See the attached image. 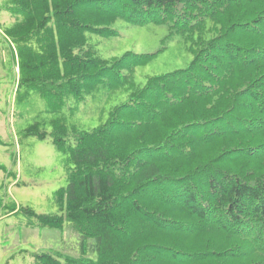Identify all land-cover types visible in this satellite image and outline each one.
I'll return each mask as SVG.
<instances>
[{"label": "trees", "instance_id": "obj_1", "mask_svg": "<svg viewBox=\"0 0 264 264\" xmlns=\"http://www.w3.org/2000/svg\"><path fill=\"white\" fill-rule=\"evenodd\" d=\"M13 19L16 100L33 92L48 113L98 86L128 99L92 131L50 121L71 165L54 194L63 215L26 208V225L79 236V256L36 264H264V0H2ZM167 25L193 55L189 67L132 74L155 55L105 60L88 35L112 25ZM22 90V91H21ZM24 133L44 140L40 123ZM22 211V209H19ZM95 258L88 257V252Z\"/></svg>", "mask_w": 264, "mask_h": 264}, {"label": "rangeland", "instance_id": "obj_2", "mask_svg": "<svg viewBox=\"0 0 264 264\" xmlns=\"http://www.w3.org/2000/svg\"><path fill=\"white\" fill-rule=\"evenodd\" d=\"M0 0V6H1ZM14 19L0 9V264H36L35 255L51 254L63 262L65 256H79V236L64 221L62 230L26 225V208L37 215H63L54 194L68 185L71 165L57 151L49 133L50 121L62 116L68 125L92 131L103 124L109 112L125 103V88L98 86L82 104L74 106L67 100L59 113H48L45 103L33 92L16 100L18 82L17 59L4 35ZM113 37L88 35L102 59H119L125 53L155 55L144 66L134 69L136 87H143L150 77H157L189 67L193 55L182 36L171 33L167 25H130L117 20ZM22 91V90H21ZM40 123L48 133L44 140L26 136L24 130ZM22 209V211H19ZM88 257L95 254L88 252Z\"/></svg>", "mask_w": 264, "mask_h": 264}]
</instances>
